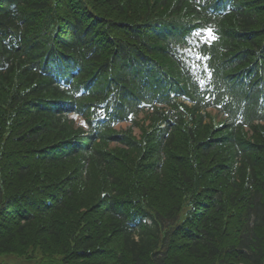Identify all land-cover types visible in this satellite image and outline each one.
I'll use <instances>...</instances> for the list:
<instances>
[{"label":"trees","instance_id":"trees-1","mask_svg":"<svg viewBox=\"0 0 264 264\" xmlns=\"http://www.w3.org/2000/svg\"><path fill=\"white\" fill-rule=\"evenodd\" d=\"M0 255L264 264V0H0Z\"/></svg>","mask_w":264,"mask_h":264},{"label":"rangeland","instance_id":"rangeland-1","mask_svg":"<svg viewBox=\"0 0 264 264\" xmlns=\"http://www.w3.org/2000/svg\"><path fill=\"white\" fill-rule=\"evenodd\" d=\"M75 120V124L77 127H87L85 120L80 118V117H74L72 116ZM122 129H126L127 125L123 124ZM135 133L139 135V130H136ZM0 264H62L61 262H53V263H47L45 262L44 258L39 255H36V258L32 260H27L24 258L16 257L13 255H0Z\"/></svg>","mask_w":264,"mask_h":264},{"label":"snow or ice","instance_id":"snow-or-ice-1","mask_svg":"<svg viewBox=\"0 0 264 264\" xmlns=\"http://www.w3.org/2000/svg\"><path fill=\"white\" fill-rule=\"evenodd\" d=\"M207 33H208V38H209V40H214V39H216V37H215L214 34L212 33V30H211V29H208V30H207Z\"/></svg>","mask_w":264,"mask_h":264}]
</instances>
